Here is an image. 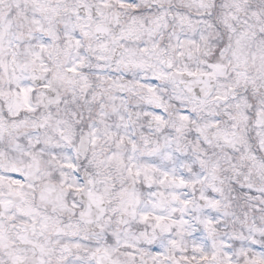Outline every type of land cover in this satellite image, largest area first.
I'll return each mask as SVG.
<instances>
[{
	"label": "snow or ice",
	"instance_id": "6c2138e0",
	"mask_svg": "<svg viewBox=\"0 0 264 264\" xmlns=\"http://www.w3.org/2000/svg\"><path fill=\"white\" fill-rule=\"evenodd\" d=\"M0 264H264V0H0Z\"/></svg>",
	"mask_w": 264,
	"mask_h": 264
}]
</instances>
